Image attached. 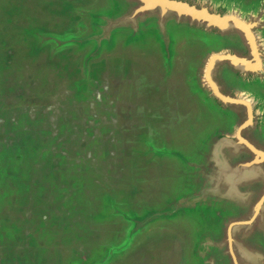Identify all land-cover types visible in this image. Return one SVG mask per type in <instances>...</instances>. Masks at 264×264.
Wrapping results in <instances>:
<instances>
[{"label":"water","instance_id":"1","mask_svg":"<svg viewBox=\"0 0 264 264\" xmlns=\"http://www.w3.org/2000/svg\"><path fill=\"white\" fill-rule=\"evenodd\" d=\"M0 264H264V0H0Z\"/></svg>","mask_w":264,"mask_h":264},{"label":"flooded vegetation","instance_id":"2","mask_svg":"<svg viewBox=\"0 0 264 264\" xmlns=\"http://www.w3.org/2000/svg\"><path fill=\"white\" fill-rule=\"evenodd\" d=\"M2 227V221L0 220V228Z\"/></svg>","mask_w":264,"mask_h":264}]
</instances>
